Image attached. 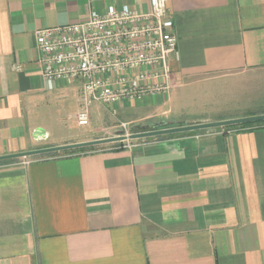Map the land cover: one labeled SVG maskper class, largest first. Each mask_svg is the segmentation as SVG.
Returning <instances> with one entry per match:
<instances>
[{
    "label": "crops",
    "instance_id": "0c3cea01",
    "mask_svg": "<svg viewBox=\"0 0 264 264\" xmlns=\"http://www.w3.org/2000/svg\"><path fill=\"white\" fill-rule=\"evenodd\" d=\"M111 5L150 0H0V156L264 113L222 107L264 82V0H169L168 92L93 101L73 132L83 82L48 86L36 31ZM244 124L0 159V264H264V125Z\"/></svg>",
    "mask_w": 264,
    "mask_h": 264
},
{
    "label": "built area",
    "instance_id": "2783aa9c",
    "mask_svg": "<svg viewBox=\"0 0 264 264\" xmlns=\"http://www.w3.org/2000/svg\"><path fill=\"white\" fill-rule=\"evenodd\" d=\"M174 26L169 0H150L148 10L111 5L77 22L40 28L43 76L51 88L58 79L83 82L77 122L89 125L93 101L114 105L168 92L172 60L179 58Z\"/></svg>",
    "mask_w": 264,
    "mask_h": 264
},
{
    "label": "water",
    "instance_id": "95a60500",
    "mask_svg": "<svg viewBox=\"0 0 264 264\" xmlns=\"http://www.w3.org/2000/svg\"><path fill=\"white\" fill-rule=\"evenodd\" d=\"M261 120H264V113L241 117V118L200 122V123H192V124H181V125H175V126H167L166 123H161L158 125L159 127L150 129V130L134 132L131 134H119V135H114V136H109V137L98 138L94 140L75 142V143H69V144H64V145L49 146V147H43V148H38L34 150L19 152V153L1 155L0 159L14 158V157H19V156H29V155L40 154V153H48V152H54V151H60V150L86 147V146L113 142V141H121V140H127V139H135V138L156 136V135H162V134L177 133V132L188 131V130H198V129H204V128H209V127H214V126L242 124V123H249V122L261 121Z\"/></svg>",
    "mask_w": 264,
    "mask_h": 264
},
{
    "label": "rangeland",
    "instance_id": "374dc122",
    "mask_svg": "<svg viewBox=\"0 0 264 264\" xmlns=\"http://www.w3.org/2000/svg\"><path fill=\"white\" fill-rule=\"evenodd\" d=\"M241 85L243 86V84H241ZM259 85L260 86L255 85L253 87V89H249V88L248 89L245 88L246 90L243 89L242 92L238 93V96L235 95L236 92H227L229 90V88L226 89L222 95V97L224 98V100L222 102V107L229 108L230 111L234 110L236 107H243V108H246L247 110H252V111H256V112L264 110V82H263V84H261V82H260ZM236 88H233V89L238 90L239 88L241 89L242 87L238 86ZM238 97H240V98H238ZM225 101H227V102H225ZM126 120H128L127 117H123V115H120V112L117 111L114 115V118H113V123L116 125V129H121L122 128L121 123L126 122ZM150 122L145 121L146 124H148ZM68 124L70 125L71 130L73 132L85 134L89 131H92L93 128H95L99 123L94 122V123H91V124L86 125V126H80L79 124H77V122L74 119H71V120H69ZM129 126H131L132 132H134V130L143 129L145 127L151 128L149 126L136 125V123H131ZM141 127H143V128H141ZM118 131L120 132V130H118Z\"/></svg>",
    "mask_w": 264,
    "mask_h": 264
},
{
    "label": "trees",
    "instance_id": "16d2710c",
    "mask_svg": "<svg viewBox=\"0 0 264 264\" xmlns=\"http://www.w3.org/2000/svg\"><path fill=\"white\" fill-rule=\"evenodd\" d=\"M255 124L264 125V120L247 123V124H244L242 126H245V125H255Z\"/></svg>",
    "mask_w": 264,
    "mask_h": 264
}]
</instances>
